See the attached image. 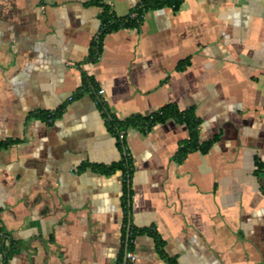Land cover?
<instances>
[{"label":"crops","instance_id":"1","mask_svg":"<svg viewBox=\"0 0 264 264\" xmlns=\"http://www.w3.org/2000/svg\"><path fill=\"white\" fill-rule=\"evenodd\" d=\"M142 1L0 0V264H117L130 226L132 264H264V0L150 9L96 52L100 5L124 18ZM94 93L120 120L175 103L200 143L220 134L176 163L184 125L127 129L125 228L121 171L91 169L122 157Z\"/></svg>","mask_w":264,"mask_h":264},{"label":"trees","instance_id":"2","mask_svg":"<svg viewBox=\"0 0 264 264\" xmlns=\"http://www.w3.org/2000/svg\"><path fill=\"white\" fill-rule=\"evenodd\" d=\"M184 0H143L132 12L137 13L136 19L130 18L128 15L124 18H116L111 10L104 5H100V21L101 27L97 39L94 44V50L99 51L103 36L111 31H115L120 28H137L141 24L143 15L147 10L159 9L163 7H169L173 12L177 11ZM96 4L97 2L94 1ZM189 65V59L178 62L176 71H183ZM84 80L85 77H84ZM79 95V94H78ZM94 103L97 109L100 111L106 130L113 135L117 140V147L122 154L120 161L112 163L108 166L93 165L91 169L104 175L112 174L116 171H121L123 182H122V193H123V208H124V228L127 226L128 213H129V200L131 192L129 189V182L133 174L132 160L126 153L124 147V135L127 129L134 128L142 133H147L156 124L165 123L171 119L178 124L184 125L188 130V138L180 143V146L172 157V160L176 163H181L186 156L191 152H199L205 155L212 145L220 139V134L214 135L210 139L199 142L198 132L201 125V120L195 114L194 107H189L184 110H180L175 103H167L155 112H152L146 116L131 115L122 120L116 118L106 108L104 102L94 93ZM49 114L48 116H51ZM122 134V138L120 135ZM10 143L7 141L0 142V149L6 147ZM256 169L254 174L258 175L262 172L263 166L259 160L254 161ZM147 233L150 235L155 246L161 256L165 257L163 252V242L152 230L141 229L136 234ZM134 230L130 226L128 235L125 239L126 251H132ZM170 264H174L173 261L165 257ZM117 264H123V258L117 261ZM128 264V263H127Z\"/></svg>","mask_w":264,"mask_h":264},{"label":"built area","instance_id":"3","mask_svg":"<svg viewBox=\"0 0 264 264\" xmlns=\"http://www.w3.org/2000/svg\"><path fill=\"white\" fill-rule=\"evenodd\" d=\"M130 18L136 19L137 17V13L136 12H132L130 15ZM102 91L99 92V94H101ZM120 138H122V134L120 135ZM136 260V257L134 255V253L132 251H126L124 258H123V264H132L134 263Z\"/></svg>","mask_w":264,"mask_h":264}]
</instances>
